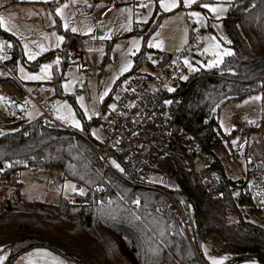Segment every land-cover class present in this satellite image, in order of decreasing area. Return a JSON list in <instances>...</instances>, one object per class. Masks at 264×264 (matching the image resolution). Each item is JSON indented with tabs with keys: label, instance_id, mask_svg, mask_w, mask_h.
Wrapping results in <instances>:
<instances>
[{
	"label": "trees",
	"instance_id": "obj_1",
	"mask_svg": "<svg viewBox=\"0 0 264 264\" xmlns=\"http://www.w3.org/2000/svg\"><path fill=\"white\" fill-rule=\"evenodd\" d=\"M222 24L231 54L220 67L190 74L173 105L172 151L159 161L177 178L183 205L190 202L194 208V239L201 242L217 235L230 260L249 255L264 262V228L244 217L245 207L264 203V185L258 193L246 191L243 180L226 179L219 185L223 197H211L204 185L188 178L186 159L180 153L190 157L186 146L178 144L181 137L195 139L202 150L215 154L213 148L226 139L215 115L218 106L264 89V0H233ZM63 33L66 49L70 34ZM0 36L12 46L7 64L13 66L22 57L21 46L9 33L0 31ZM3 128L0 165L6 161L9 169L0 172V179H8L21 167L57 168L83 195L74 193L76 202L64 197L56 203L27 201L15 187L1 202L2 247L16 255L34 246L53 245L80 264H121L119 259L126 264H207L198 252L199 244L193 245L182 225L165 220L161 191L132 184L124 170L120 173L101 162L90 145L94 139L59 124L46 127L41 116L32 122L15 117ZM249 153L255 162L249 173L264 171L259 163L264 164V139L251 141ZM215 167L224 175L217 156ZM233 189H238L237 196ZM134 199H138L135 211L128 205ZM107 240L112 243L105 244Z\"/></svg>",
	"mask_w": 264,
	"mask_h": 264
},
{
	"label": "rangeland",
	"instance_id": "obj_2",
	"mask_svg": "<svg viewBox=\"0 0 264 264\" xmlns=\"http://www.w3.org/2000/svg\"><path fill=\"white\" fill-rule=\"evenodd\" d=\"M232 1L196 0L190 7L164 11L160 0H0V17L3 18L0 31L16 37L22 50V57L13 66L8 65L12 79L0 82V131L15 117L21 116L26 122H32L41 116L40 108L30 99L31 88L48 83L50 90L47 94L54 102L52 110L59 124L101 141L104 130L98 118L102 112L107 114L115 107L118 81L152 50L173 52L185 49L186 81L192 72L222 65L228 56L224 53L231 52L222 19ZM202 4L218 6L224 11L214 13L201 7ZM77 6H84V9L78 10ZM191 12L201 15L194 17ZM73 28L76 31H72ZM64 31L70 34L69 43L71 47L73 45L70 49L63 46ZM89 36L91 40H86ZM57 37H63V40ZM80 48L91 65L87 71L69 59V52H80ZM29 53L35 58L30 59ZM46 64L50 67L42 72L41 68ZM33 75L40 78H25ZM215 115L226 139L213 151L226 179L247 181L250 189L261 193L264 171L250 174L248 168L252 162L249 144L264 139V89L238 99L224 100ZM73 121H78L80 126ZM113 160L123 169L115 158L109 161V166L122 173L112 164ZM259 163L264 168V164ZM159 180L158 177L152 179L153 183H159ZM167 186L174 187L175 183L169 180ZM15 187H18L22 200L51 203L80 192L75 183L62 177L57 168L32 170L21 167L12 174L11 180H0V207L2 200L11 196ZM231 193L237 196L238 189ZM134 200L128 204L133 211ZM244 217L264 228V203L251 209L245 207ZM229 219L235 220V217L229 216ZM199 239L191 242L199 244L198 252L207 264H211L210 257H226L223 264H252L253 261L264 264L256 258L233 262L234 259L230 260V255L221 246L219 252L211 250L213 244L217 245L212 239L201 242ZM104 243L110 245L112 242L107 240ZM37 250L51 253V256L39 255ZM13 254L0 245V256L6 257L2 264H51L52 257L59 258L64 264H80L47 246H34Z\"/></svg>",
	"mask_w": 264,
	"mask_h": 264
},
{
	"label": "built area",
	"instance_id": "obj_3",
	"mask_svg": "<svg viewBox=\"0 0 264 264\" xmlns=\"http://www.w3.org/2000/svg\"><path fill=\"white\" fill-rule=\"evenodd\" d=\"M76 9L82 10L84 6H77ZM87 40H91V36L87 37ZM9 45L8 40L0 38V78L6 76L12 79L7 64L10 57ZM186 57L185 49L173 52L152 50L149 56L130 71L124 85L116 90L115 107L107 114L102 112L99 117L104 137L101 141H91L90 145L100 161L108 166L111 159H117L122 164L124 172L130 175L132 184L161 191L164 207L161 213L164 214L165 220L179 222L188 238L193 241L194 208L190 202H187L186 206L183 205L178 193L180 186L177 178L159 161L172 151L169 145L171 136L169 124L177 95L186 82L184 79L188 74ZM69 59L78 62L85 71L91 66L83 50L80 52L71 50ZM49 90L48 83L35 85L31 88L30 99L42 112V125L50 128L54 124H59V119L53 113L54 102L47 94ZM178 144L186 146V152L190 157L187 159L185 153H180L186 159L188 178L204 185L209 196L223 197L224 192L219 185L226 177L215 167V154L202 150L195 139L186 141L181 137ZM252 167L250 163L249 169ZM7 169L8 162H2L0 172ZM17 170L11 171L9 180ZM155 177L161 178L159 183H153L152 179ZM169 180L175 183L174 187L167 186ZM245 182L246 191H249L248 182ZM68 199L71 202L77 201L74 194ZM102 203L107 202L100 201L101 205ZM137 204L138 199H135L133 207L137 208ZM212 240L217 245L213 244L211 250L219 252L220 237L213 236Z\"/></svg>",
	"mask_w": 264,
	"mask_h": 264
},
{
	"label": "snow or ice",
	"instance_id": "obj_4",
	"mask_svg": "<svg viewBox=\"0 0 264 264\" xmlns=\"http://www.w3.org/2000/svg\"><path fill=\"white\" fill-rule=\"evenodd\" d=\"M194 3H196V0H160V7L164 10V11H170L174 8H177V7H180V6H183V7H190L191 5H193ZM201 7L203 8H206L208 9L209 11L211 12H217L218 10L219 11H224L223 8H219L218 9V6H214V5H210V4H202L200 5ZM57 14H60V9H57ZM191 16H194V17H200V13L199 12H191L190 13ZM3 26V18L0 17V27ZM65 27H67V25H65ZM72 31H76L75 28L72 29ZM58 40H63V37H57ZM10 46V45H9ZM151 46V45H150ZM159 46V45H157ZM218 47V45H217ZM224 54L226 55H230L231 53L229 52H225ZM29 58L30 59H34L35 57L29 53ZM50 67V65H43L42 68H41V71L44 72L46 71L48 68ZM21 71H23V69H21ZM25 78H28V79H39L40 77L39 76H26ZM171 90V89H170ZM254 99H260V97H255ZM75 123V125L77 127H79V122L78 121H73ZM112 164L120 169V165L116 163L115 160L112 161ZM121 171H123V169H120ZM75 190V189H74ZM80 194L83 195V190L81 189L80 190ZM37 253L39 255H42L44 257H47V256H51V253H47V252H42L41 250H37ZM6 257L4 256H0V264H2V261L5 259ZM211 260V264H223V261L224 259H226V257L224 258H221V259H217L215 257H210L209 258ZM51 264H64V261L60 260L59 258L57 257H52V261H51ZM252 264H255V261L252 262Z\"/></svg>",
	"mask_w": 264,
	"mask_h": 264
},
{
	"label": "water",
	"instance_id": "obj_5",
	"mask_svg": "<svg viewBox=\"0 0 264 264\" xmlns=\"http://www.w3.org/2000/svg\"><path fill=\"white\" fill-rule=\"evenodd\" d=\"M47 247H50L51 249L59 252V253H62V254H65L61 249L57 248L56 246H53V245H48ZM253 258L252 256H249V255H245V256H241V257H237L233 260V262L235 261H239V260H246V259H251ZM258 260V258H256ZM263 262V261H262ZM264 263V262H263Z\"/></svg>",
	"mask_w": 264,
	"mask_h": 264
},
{
	"label": "crops",
	"instance_id": "obj_6",
	"mask_svg": "<svg viewBox=\"0 0 264 264\" xmlns=\"http://www.w3.org/2000/svg\"><path fill=\"white\" fill-rule=\"evenodd\" d=\"M12 35V34H11ZM87 40V39H86ZM69 42H70V40H69ZM82 42V41H81ZM10 43V42H9ZM72 47H73V45H72ZM71 47V45H70V43L68 44V46L66 47V48H72ZM11 48H12V46H11V44H10V48H9V51H11ZM81 49V48H80ZM82 50V49H81ZM145 58V57H144ZM128 76V75H127ZM127 76L126 75H124L119 81H118V84L120 83V85L117 87V89L119 88V87H122L123 85H124V82H125V80H126V78H127ZM121 81H122V83H121ZM116 89V90H117ZM105 107V106H104ZM110 110H112V109H109V111ZM100 117V116H99ZM99 119V118H98ZM96 141V140H95ZM224 173V172H223ZM225 175V174H224ZM0 180H3V179H0Z\"/></svg>",
	"mask_w": 264,
	"mask_h": 264
}]
</instances>
